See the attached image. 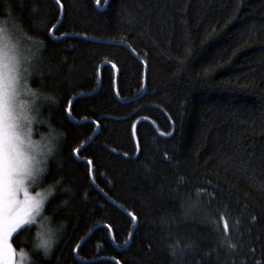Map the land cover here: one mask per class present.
Returning a JSON list of instances; mask_svg holds the SVG:
<instances>
[{
    "label": "trees",
    "instance_id": "1",
    "mask_svg": "<svg viewBox=\"0 0 264 264\" xmlns=\"http://www.w3.org/2000/svg\"><path fill=\"white\" fill-rule=\"evenodd\" d=\"M0 24L63 181L51 255L11 240L29 264H264V0H0Z\"/></svg>",
    "mask_w": 264,
    "mask_h": 264
},
{
    "label": "snow or ice",
    "instance_id": "2",
    "mask_svg": "<svg viewBox=\"0 0 264 264\" xmlns=\"http://www.w3.org/2000/svg\"><path fill=\"white\" fill-rule=\"evenodd\" d=\"M24 79L26 81L27 77ZM24 87L31 93L26 83ZM20 92L19 60L0 49V261L3 264H16V251L10 241L38 220L39 227L48 233V238L43 239L39 247L46 256L51 255L56 236L47 227L50 217L43 216V211L46 210L45 202L57 195L55 188L63 182L56 181L43 192L33 194L28 190L32 185L38 187L46 179L43 174L56 145L49 139L40 150L31 140L32 119L27 115L26 104L18 99ZM72 103L69 101L70 105ZM64 206L66 204L58 206L53 214H58ZM4 249H7L6 254Z\"/></svg>",
    "mask_w": 264,
    "mask_h": 264
},
{
    "label": "rangeland",
    "instance_id": "3",
    "mask_svg": "<svg viewBox=\"0 0 264 264\" xmlns=\"http://www.w3.org/2000/svg\"><path fill=\"white\" fill-rule=\"evenodd\" d=\"M8 30L10 31V29L5 27L3 24H0V49H2L6 55H14L19 60V70L21 73V92H20V96L18 99L19 101H22L26 104L27 115L32 119L31 140L37 143V147L40 150H43L47 139L44 137H35L33 134V122H34V119L32 118L33 99H32L31 93L26 91L24 87L25 85L23 84L24 83L23 79L25 76H27L28 71H29V64L31 63L30 62L31 56H29L28 47L27 48L25 47V44L19 38L16 37V35L14 34L12 30L11 31L13 32L12 33L13 35L10 33L11 31L9 32ZM47 189H48L47 186H45L42 182L39 184L38 187L36 185L30 186L28 190L30 193L34 194L35 192H43V191H46ZM39 223L40 221L38 220L36 223H33L31 225L35 224L38 226L39 240L41 242L43 239L48 238V233L44 232L39 227ZM3 252L6 254L7 249H4ZM22 253L23 252H16V257H15L16 264H29L28 257L24 253L23 254ZM0 264H3V261H0Z\"/></svg>",
    "mask_w": 264,
    "mask_h": 264
}]
</instances>
